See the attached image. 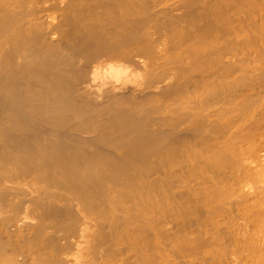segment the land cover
Listing matches in <instances>:
<instances>
[{"label":"bare ground","instance_id":"bare-ground-1","mask_svg":"<svg viewBox=\"0 0 264 264\" xmlns=\"http://www.w3.org/2000/svg\"><path fill=\"white\" fill-rule=\"evenodd\" d=\"M0 264H264V0H0Z\"/></svg>","mask_w":264,"mask_h":264}]
</instances>
